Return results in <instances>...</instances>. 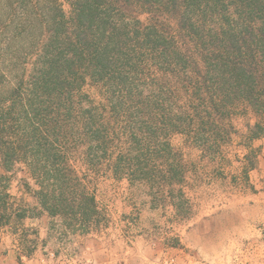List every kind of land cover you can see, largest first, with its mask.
Returning a JSON list of instances; mask_svg holds the SVG:
<instances>
[{"label": "trees", "instance_id": "1", "mask_svg": "<svg viewBox=\"0 0 264 264\" xmlns=\"http://www.w3.org/2000/svg\"><path fill=\"white\" fill-rule=\"evenodd\" d=\"M65 1L68 11L39 0L42 13L27 14L25 50L16 27L0 41V226L29 217L8 190L21 163L41 210L73 231L100 213L74 160L188 214L171 136L223 158L236 117L245 144L264 135V0Z\"/></svg>", "mask_w": 264, "mask_h": 264}, {"label": "rangeland", "instance_id": "2", "mask_svg": "<svg viewBox=\"0 0 264 264\" xmlns=\"http://www.w3.org/2000/svg\"><path fill=\"white\" fill-rule=\"evenodd\" d=\"M59 1L68 11L66 1ZM30 2L35 3L32 10ZM38 3L0 0L2 43L16 27L25 50L27 14L40 15ZM36 22L31 30L39 35ZM10 84L8 80L2 89ZM83 91L99 100L93 85ZM244 118L236 117V134L223 148V158L202 151L183 134L171 136L184 161L188 214L176 212L169 201H152L126 178L115 179L104 170L93 172L74 160L100 213L89 229L73 231L64 219L41 210L34 179L24 164H16L6 172L8 190L29 217L15 223V233V226H0V264H264V135L245 144L239 135ZM245 154L254 162L246 174Z\"/></svg>", "mask_w": 264, "mask_h": 264}]
</instances>
